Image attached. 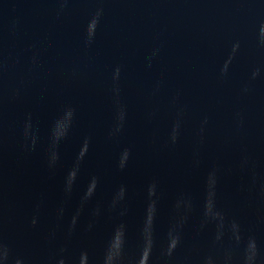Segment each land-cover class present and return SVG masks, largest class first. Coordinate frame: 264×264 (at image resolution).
<instances>
[{
  "label": "water",
  "instance_id": "water-1",
  "mask_svg": "<svg viewBox=\"0 0 264 264\" xmlns=\"http://www.w3.org/2000/svg\"><path fill=\"white\" fill-rule=\"evenodd\" d=\"M264 76V0H0V143Z\"/></svg>",
  "mask_w": 264,
  "mask_h": 264
}]
</instances>
